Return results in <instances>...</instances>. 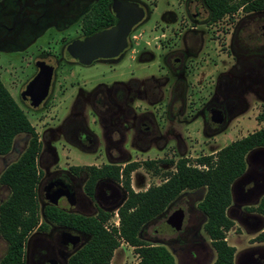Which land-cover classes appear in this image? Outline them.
Returning <instances> with one entry per match:
<instances>
[{"label": "flooded vegetation", "instance_id": "flooded-vegetation-1", "mask_svg": "<svg viewBox=\"0 0 264 264\" xmlns=\"http://www.w3.org/2000/svg\"><path fill=\"white\" fill-rule=\"evenodd\" d=\"M117 1L137 4L143 9L144 17L130 30L126 47L118 56L96 59L90 65L68 58L67 47L74 41L114 26L117 23L113 12L114 0H13V9L7 3L0 7V46L4 50L14 48L20 54H28L31 60L28 62L34 71L23 90L17 93L19 105L16 103L30 114L33 123H29L34 137L24 134L21 153L14 162L34 140V163L38 177L35 186L38 223L26 236L23 264H69L91 238L85 231L84 220L99 222L101 212H116L118 221L115 222L114 215L112 222L117 224L114 228H119L118 209L127 200L128 191L121 182V176L120 180L103 177L104 166L119 167L122 173L125 167L138 164L135 154L144 155L152 149H164L170 142L182 143L183 136L175 129L176 126L183 123L189 126L198 117L202 118L206 130L217 134L231 121L230 96L235 79H230V70L216 77L208 74L210 58L208 54L200 56V49L203 48L204 32L216 41L211 34L212 28L242 11L210 23L209 10L203 0L197 2L194 13L188 12L192 3L188 0L182 16L188 19L184 26L181 18L178 21V17L170 11L161 24H156L145 35L141 27L154 12L150 1ZM243 14L256 15L261 22L264 10ZM201 16L203 23L198 21ZM168 20L172 21L169 25ZM261 23H256L237 44L243 49L238 59H242L245 70L249 68L255 72V92L264 104V24ZM199 26L204 27L199 33L201 42L179 47L182 36L187 33L196 35ZM72 27L78 29L76 37L60 45L58 53L51 52L49 41L45 45L39 44V35L51 29L67 31ZM171 28L176 30L175 40L162 46L160 40L173 37ZM157 32L160 35L153 36ZM228 36L226 33V40L223 41L228 42L227 46L231 43L227 40ZM143 38V45H139L137 41ZM222 53L224 58L229 59V49ZM155 60L162 63L159 75H135L133 71L127 79H118L111 84L100 83L93 88H86V85L73 79L65 84L60 75L64 67H91L96 64L118 67L126 62L134 68ZM252 63L255 67H251ZM40 64L52 70V77L47 95L34 105V100L24 98L23 93L39 73ZM14 142L15 139L10 151L14 150ZM254 152L256 150L246 156V170L232 184L231 205L239 207V204L250 201L254 194L252 189L256 185L247 180L248 162ZM102 160L107 162L103 164ZM145 162L150 161L141 163V168L145 169ZM0 186L9 190L8 197L3 202L0 200L3 204L11 191L6 185ZM247 208L251 207L245 206L246 212H249ZM229 213H233L230 207L227 210L230 218ZM262 217L251 215L249 218L252 220L247 224L241 223L248 229L247 225L256 222L255 230L259 235L264 232ZM0 237L8 247L1 234Z\"/></svg>", "mask_w": 264, "mask_h": 264}, {"label": "rangeland", "instance_id": "rangeland-1", "mask_svg": "<svg viewBox=\"0 0 264 264\" xmlns=\"http://www.w3.org/2000/svg\"><path fill=\"white\" fill-rule=\"evenodd\" d=\"M143 3L146 0H141ZM150 1L154 12L150 17V20L142 25V32L145 35L153 30L156 24H161L163 17L167 12H173L177 17L178 21H183V26L187 23L188 19L182 17L184 12V7L188 0H148ZM191 1V0H189ZM199 0H192L191 6L188 9L189 13H194V7ZM7 3L9 8L14 4L13 0H0L1 5ZM202 6V5H201ZM13 9V7H11ZM201 9V8H200ZM256 15H245L242 12L238 13L232 19H225L220 24L212 28L213 41L204 32L203 37V48L200 49V56L202 54H208L210 65L207 69L208 74L220 75L222 73H227L230 70V79H235L231 90V106L229 108V115L231 121L226 125L220 133H211L208 129L204 128L202 118H196L189 126L185 123L176 126V130L180 132L183 136L182 143L170 142L163 149H152L148 154H141L134 157L136 163L139 164L138 169L131 174V188L134 192H144L149 186L160 185L164 181V176L171 171H174V167L166 166L160 164L161 160H173L177 161L180 158L195 159L200 156H207L222 147L228 145L229 143L238 140L254 131L259 130L264 127V124L257 122L256 117L261 112L262 104L260 97L257 95L256 85L257 79L255 72L249 68L245 70L243 68L242 59H238L239 55L242 54V48L237 44L239 40L243 39V36L248 34V31L253 29L256 23L264 24L263 18ZM201 18L198 20L199 22ZM172 21L168 20V24ZM249 23V25H248ZM182 27V26H181ZM243 27V29H242ZM199 30L196 35L192 33H187L182 36L179 42V47L184 48V45L190 43L192 45H198L201 42L199 33L204 30L203 26L197 27ZM175 29H170V34L173 37L164 38L160 40V44L163 46L166 43H172L175 39ZM228 31L230 33H228ZM233 31V32H232ZM78 29L72 27L67 31H57L51 29L38 36L39 44H46V41L50 42V49L52 53H58L60 50V45L71 41L76 37ZM226 33L229 34L227 40L231 43L229 46L223 42L226 40ZM230 34L232 35L230 37ZM159 36L160 33H154L153 36ZM144 38L138 40L139 45H143ZM225 43V44H224ZM225 45V46H222ZM242 45V44H241ZM219 46H222L219 48ZM5 48L0 46V79L5 88L8 90L10 95L13 97L15 102L19 105L17 98V93L23 90L26 83L30 80L33 74V68L30 62L28 54H20L14 48ZM229 49V59L224 58V51ZM22 55V57H21ZM253 64V63H252ZM162 63L159 60H155L151 63H145L144 65H135L134 68L130 64L124 63L118 67H110L104 64H96L91 67H64L61 69V78L65 80V84H68L72 79L80 81L82 84L86 85V88H93L98 84H111L118 79H127L130 72L138 74H144L146 76L159 75V70ZM251 67H255L253 64ZM236 81V82H235ZM246 83V85H245ZM240 94V96L238 95ZM236 98H233L235 97ZM264 102V101H263ZM236 105V106H234ZM20 109L27 117L28 121L32 124L33 121L30 120V114L20 105ZM219 132V131H218ZM214 135V136H213ZM25 140V135L21 134L15 138L14 150H11L6 156H0V176L4 169L14 162L19 154L21 153V148L23 141ZM15 150H18L16 152ZM89 162V160H87ZM103 164L106 160H102ZM144 161H155L157 173L155 170H145L141 168V163ZM249 164V176L248 181L254 183L253 186L254 194L251 196L250 201L247 203L239 204L236 206L232 204L230 208L233 213H229L230 218L234 222V227L230 231V238L234 239L236 244L251 245L253 243L252 238L255 232V222L253 225L248 226V229L244 227L241 223L242 221L247 224L249 220H252V216L261 217L257 213L246 212L245 206H250L254 208L258 205L262 195L264 194V149L256 150L254 152L252 160L248 162ZM250 185V187H251ZM204 191L199 190L196 192L185 191L181 196L175 200L169 208L166 210L165 214L160 218L151 221L145 226L143 231V238L146 241L158 242L167 246V248L175 256V264H212L215 259V252L211 248L208 238L203 232V225L205 222V217L198 210L197 204L203 198ZM9 195L8 188L0 186V200L3 202ZM181 209L184 213V221L182 230L178 233H173L165 225L166 220L174 213V211ZM116 212L112 213L109 221L106 223V227L112 232L113 222L112 219ZM263 227H264V218ZM115 222L117 219L114 217ZM254 220V219H253ZM122 242V241H121ZM233 246V242H230ZM238 247L239 252L243 251L246 246ZM6 243L0 237V259L6 252ZM138 262V257L134 253L132 247L127 245L125 242L122 245L119 244L118 249L114 252L110 264H136Z\"/></svg>", "mask_w": 264, "mask_h": 264}, {"label": "trees", "instance_id": "trees-1", "mask_svg": "<svg viewBox=\"0 0 264 264\" xmlns=\"http://www.w3.org/2000/svg\"><path fill=\"white\" fill-rule=\"evenodd\" d=\"M209 10V22L216 23L225 16L232 17L239 11L251 13L264 10V0H203ZM256 120L264 124V106ZM26 134L34 137L33 129L25 114L0 79V156L10 152L14 139ZM20 158L8 166L0 176V184L10 188V196L0 204V234L8 247L0 264H23V246L26 236L38 223L35 186L38 180L35 169V142L32 140ZM264 148V127L224 146L214 154L195 159L180 158L177 161L161 160L160 164L174 167L157 186H149L144 192H134L130 187V174L139 164L125 167L104 166L103 177L116 178L128 191V198L118 209L119 228L112 232L105 229L111 214L101 212L99 222L85 219V231L91 238L76 253L69 264H110L120 241L132 247L138 257L136 264H175L174 255L166 245L146 241L143 231L151 221L163 216L169 206L185 191L203 190V198L197 204L205 217L203 232L215 252L212 264H234L235 248L228 245L227 233L234 222L227 216L232 203V184L246 170V156ZM156 162H145L146 170H155ZM264 216V196L257 207L247 208ZM82 221V219H81ZM254 243H264V232Z\"/></svg>", "mask_w": 264, "mask_h": 264}, {"label": "water", "instance_id": "water-1", "mask_svg": "<svg viewBox=\"0 0 264 264\" xmlns=\"http://www.w3.org/2000/svg\"><path fill=\"white\" fill-rule=\"evenodd\" d=\"M113 12L117 23L111 28L97 31L80 41H74L67 47L68 58L74 59L82 65H90L96 59L114 58L126 47L127 36L133 26L144 17V12L137 4L114 0ZM42 67L37 76L27 85L23 93L24 98H32L34 103H40L48 93L52 70ZM184 213L176 210L165 222L173 233L181 231Z\"/></svg>", "mask_w": 264, "mask_h": 264}, {"label": "crops", "instance_id": "crops-1", "mask_svg": "<svg viewBox=\"0 0 264 264\" xmlns=\"http://www.w3.org/2000/svg\"><path fill=\"white\" fill-rule=\"evenodd\" d=\"M232 196H233V192H232ZM259 228H261V227H259ZM230 231L226 235V241H227L228 245H230L231 241L233 242L232 247L235 248L234 264H264V243H254L253 242L251 245H247V246L244 245V246H246V248L243 251L239 252V250L236 246L238 245V247H241L242 244H236L234 242V239L229 237ZM256 231L257 230H255V232L252 233V234H254L252 240L257 235ZM244 246H242V247H244ZM174 258H175V256H174Z\"/></svg>", "mask_w": 264, "mask_h": 264}, {"label": "built area", "instance_id": "built-area-1", "mask_svg": "<svg viewBox=\"0 0 264 264\" xmlns=\"http://www.w3.org/2000/svg\"><path fill=\"white\" fill-rule=\"evenodd\" d=\"M115 217H116V219H117V213H115ZM118 221V220H117ZM116 221V222H117ZM107 225H105V229L107 230V231H109V229L106 227ZM113 227H117V224L116 225H113ZM122 243H123V241L121 242L120 241V245H122Z\"/></svg>", "mask_w": 264, "mask_h": 264}]
</instances>
